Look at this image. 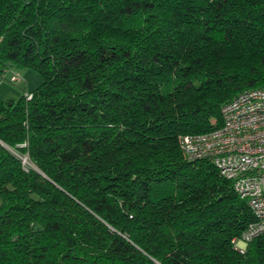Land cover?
<instances>
[{"label": "trees", "instance_id": "obj_1", "mask_svg": "<svg viewBox=\"0 0 264 264\" xmlns=\"http://www.w3.org/2000/svg\"><path fill=\"white\" fill-rule=\"evenodd\" d=\"M12 65L42 80L0 99V264H264L263 236L232 241L246 200L179 140L264 87V0H0Z\"/></svg>", "mask_w": 264, "mask_h": 264}, {"label": "built area", "instance_id": "obj_2", "mask_svg": "<svg viewBox=\"0 0 264 264\" xmlns=\"http://www.w3.org/2000/svg\"><path fill=\"white\" fill-rule=\"evenodd\" d=\"M24 95L31 97L30 92ZM220 114L219 127L181 135L180 147L188 160H209L246 200L253 220L232 240L243 251L254 236L264 237V87L236 94L221 106ZM21 161L27 170V157Z\"/></svg>", "mask_w": 264, "mask_h": 264}, {"label": "rangeland", "instance_id": "obj_3", "mask_svg": "<svg viewBox=\"0 0 264 264\" xmlns=\"http://www.w3.org/2000/svg\"><path fill=\"white\" fill-rule=\"evenodd\" d=\"M249 52L243 50L231 51L225 53L223 59L226 64H235L246 60L249 57ZM243 56V57H241ZM15 79L12 80V78ZM41 74L30 67H17L15 65L5 67L0 73V99L3 101L17 100L23 92L29 93L34 90L41 82ZM28 166L35 168L32 164Z\"/></svg>", "mask_w": 264, "mask_h": 264}, {"label": "water", "instance_id": "obj_4", "mask_svg": "<svg viewBox=\"0 0 264 264\" xmlns=\"http://www.w3.org/2000/svg\"><path fill=\"white\" fill-rule=\"evenodd\" d=\"M13 100V99H12Z\"/></svg>", "mask_w": 264, "mask_h": 264}]
</instances>
